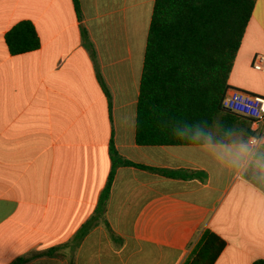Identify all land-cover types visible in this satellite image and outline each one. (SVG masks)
Listing matches in <instances>:
<instances>
[{
	"label": "crops",
	"instance_id": "1",
	"mask_svg": "<svg viewBox=\"0 0 264 264\" xmlns=\"http://www.w3.org/2000/svg\"><path fill=\"white\" fill-rule=\"evenodd\" d=\"M153 4L0 0V264H184L205 230L225 243L213 264L264 260V133L254 148L248 138L135 142ZM21 22L39 47L10 55L4 37ZM257 54L264 0L254 2L229 88L264 97ZM111 152L131 164L116 167L101 217L78 240Z\"/></svg>",
	"mask_w": 264,
	"mask_h": 264
},
{
	"label": "trees",
	"instance_id": "2",
	"mask_svg": "<svg viewBox=\"0 0 264 264\" xmlns=\"http://www.w3.org/2000/svg\"><path fill=\"white\" fill-rule=\"evenodd\" d=\"M255 0H154L148 27L135 115L140 146L231 144L251 136L250 121L222 107L228 75L251 17ZM10 55L39 47L34 28L21 22L4 37ZM91 219L76 235L85 236L101 217L115 161ZM166 175H170L164 172ZM225 246L205 230L184 264H213ZM20 258L14 264H23ZM252 264H264V260Z\"/></svg>",
	"mask_w": 264,
	"mask_h": 264
},
{
	"label": "built area",
	"instance_id": "3",
	"mask_svg": "<svg viewBox=\"0 0 264 264\" xmlns=\"http://www.w3.org/2000/svg\"><path fill=\"white\" fill-rule=\"evenodd\" d=\"M252 68L264 71V55L254 56ZM222 107L250 121L251 132L257 133V136L251 135L248 144L251 148L257 146L259 136L264 133V97L228 88L222 100Z\"/></svg>",
	"mask_w": 264,
	"mask_h": 264
}]
</instances>
